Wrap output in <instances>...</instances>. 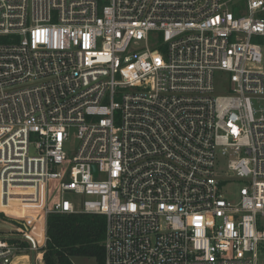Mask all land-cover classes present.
<instances>
[{
  "label": "built area",
  "instance_id": "1",
  "mask_svg": "<svg viewBox=\"0 0 264 264\" xmlns=\"http://www.w3.org/2000/svg\"><path fill=\"white\" fill-rule=\"evenodd\" d=\"M78 213L104 264H264V0H0V264Z\"/></svg>",
  "mask_w": 264,
  "mask_h": 264
},
{
  "label": "trees",
  "instance_id": "2",
  "mask_svg": "<svg viewBox=\"0 0 264 264\" xmlns=\"http://www.w3.org/2000/svg\"><path fill=\"white\" fill-rule=\"evenodd\" d=\"M105 222L102 215H49L43 263L72 264V258L86 257L104 264Z\"/></svg>",
  "mask_w": 264,
  "mask_h": 264
},
{
  "label": "rangeland",
  "instance_id": "3",
  "mask_svg": "<svg viewBox=\"0 0 264 264\" xmlns=\"http://www.w3.org/2000/svg\"><path fill=\"white\" fill-rule=\"evenodd\" d=\"M225 74L222 72H216L214 75L215 79V93L216 95H224L227 93V82L225 79ZM74 143L73 140H70L69 148H73ZM51 185L53 187L56 186L55 182H52ZM243 185V182L240 180H237L236 183H234L231 188L229 189L232 195L235 197L238 189ZM74 202H78L79 197L76 198H70ZM1 223V222H0ZM72 264H96L95 260L93 258H86V257H74L72 258Z\"/></svg>",
  "mask_w": 264,
  "mask_h": 264
}]
</instances>
